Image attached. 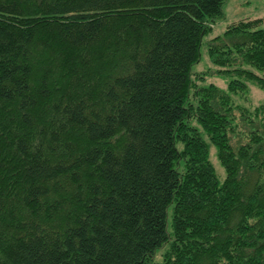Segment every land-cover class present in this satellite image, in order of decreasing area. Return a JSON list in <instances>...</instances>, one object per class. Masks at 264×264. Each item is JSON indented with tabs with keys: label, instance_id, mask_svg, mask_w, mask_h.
<instances>
[{
	"label": "trees",
	"instance_id": "obj_1",
	"mask_svg": "<svg viewBox=\"0 0 264 264\" xmlns=\"http://www.w3.org/2000/svg\"><path fill=\"white\" fill-rule=\"evenodd\" d=\"M223 2L0 0V264H264V19L191 76Z\"/></svg>",
	"mask_w": 264,
	"mask_h": 264
},
{
	"label": "rangeland",
	"instance_id": "obj_2",
	"mask_svg": "<svg viewBox=\"0 0 264 264\" xmlns=\"http://www.w3.org/2000/svg\"><path fill=\"white\" fill-rule=\"evenodd\" d=\"M264 19V0H224L222 4V14L218 16L213 23L211 31L203 37L200 46V58L197 63L191 66L192 77H194V83L199 87H207L209 84H215L222 89H226L229 77L220 75L214 72L216 67L209 60L206 53V41L212 37L222 34L226 26L230 25L234 21L242 19ZM231 102L234 106V113L237 119L240 117L239 111L243 107L249 110L253 109L255 106L264 104V91L259 89L256 85L251 82H247V88L243 92L231 93ZM236 106V107H235ZM238 108V109H237ZM189 125L194 126L198 129L200 136L205 140L209 151V160L214 168L216 177L219 182H222L225 178V170L220 164L217 158V149L213 143L209 140L208 135L201 129L198 122L194 119H189L187 122ZM182 144H178V148L181 149ZM176 168L183 171L182 164L177 165ZM71 190L67 188L65 193H69ZM50 199H47L49 203ZM172 206L168 207V222L167 230L171 232L170 220H171ZM62 214L60 213V216ZM59 216V217H60ZM166 245L162 248L157 249L152 261H161L164 255Z\"/></svg>",
	"mask_w": 264,
	"mask_h": 264
}]
</instances>
